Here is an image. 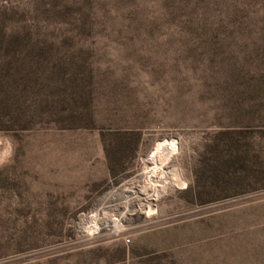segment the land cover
Wrapping results in <instances>:
<instances>
[{
  "label": "rangeland",
  "instance_id": "rangeland-1",
  "mask_svg": "<svg viewBox=\"0 0 264 264\" xmlns=\"http://www.w3.org/2000/svg\"><path fill=\"white\" fill-rule=\"evenodd\" d=\"M0 264H264V0H0Z\"/></svg>",
  "mask_w": 264,
  "mask_h": 264
}]
</instances>
